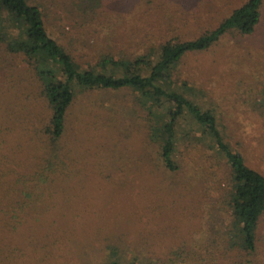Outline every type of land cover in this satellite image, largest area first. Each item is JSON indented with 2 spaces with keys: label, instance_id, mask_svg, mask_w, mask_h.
Listing matches in <instances>:
<instances>
[{
  "label": "rangeland",
  "instance_id": "obj_1",
  "mask_svg": "<svg viewBox=\"0 0 264 264\" xmlns=\"http://www.w3.org/2000/svg\"><path fill=\"white\" fill-rule=\"evenodd\" d=\"M29 1L40 4L47 31L86 67L108 51L153 58L166 40L194 39L246 0H99L87 12L78 0ZM261 14L250 33L228 29L210 46L187 50L172 77L176 85L184 83L174 88L201 108L211 109L228 147L264 175V0ZM0 60V70L12 68V77L23 76L28 88L39 90L37 80L28 83L21 54L0 49ZM36 103L35 110L46 114L45 103ZM150 116L131 88L76 90L69 129L57 152L67 149L75 158L69 162L70 177L59 181L66 186L62 187L87 184L96 196L92 201L78 195L71 202L81 222L74 224L76 235L83 240L67 249L53 247L42 242L43 221L12 227L3 220L0 264H87L89 253L99 251L97 234L111 238L114 226L127 233L120 244L146 245L166 256L181 248L192 253L194 247L203 255L205 247L209 251L215 246L217 255L229 248L233 176L227 158L186 116L178 129L186 136L175 152L178 168L166 169L155 143L147 138ZM76 169L86 173L76 176ZM257 236L258 250L252 257L264 263V212Z\"/></svg>",
  "mask_w": 264,
  "mask_h": 264
},
{
  "label": "trees",
  "instance_id": "obj_2",
  "mask_svg": "<svg viewBox=\"0 0 264 264\" xmlns=\"http://www.w3.org/2000/svg\"><path fill=\"white\" fill-rule=\"evenodd\" d=\"M78 3L87 12L99 0H78ZM261 4L262 0H246L216 27L196 38L166 40L153 58L147 54L134 58L116 56L108 51L101 53L94 65L84 67L47 31L40 4L29 0H0V49L4 53L21 54L26 62L28 83L39 82V90L35 91L26 86L25 77H12V68L1 67L0 222L5 220V225L16 227L31 220L43 221L42 242L61 249L71 248L83 240L76 235L78 229L74 224L81 222L73 215L75 206L71 202L78 195L82 200L93 201L94 191L87 184L63 188L66 186L59 182L70 177L73 167L69 162L75 161L67 149L57 152L63 147L60 140L69 129V107L78 89L131 88L151 115L147 138L155 143L156 155L166 169L178 168L175 152L180 138L186 139L179 135L178 129L186 116L209 135L227 158L233 176L229 248L221 249V255L215 254V246L209 251L204 248L207 255L194 247L192 253L181 248L166 256L146 245L120 244L127 233L114 226L111 238L98 233L97 240L91 239L101 243L97 253L92 250L90 258L86 255L87 264H264L252 257L258 250L257 226L264 212V175L249 167L240 153L228 147L211 109L201 108L174 88L178 84L172 77L173 68L187 50L210 46L228 29L252 32L261 20ZM39 99L46 105L44 115L35 110ZM159 106H164L165 111H158ZM85 173L74 171L76 176ZM106 217L101 215L104 221Z\"/></svg>",
  "mask_w": 264,
  "mask_h": 264
}]
</instances>
